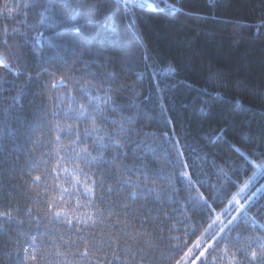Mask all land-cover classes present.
Masks as SVG:
<instances>
[{
	"label": "trees",
	"instance_id": "obj_1",
	"mask_svg": "<svg viewBox=\"0 0 264 264\" xmlns=\"http://www.w3.org/2000/svg\"><path fill=\"white\" fill-rule=\"evenodd\" d=\"M148 1L156 7L133 6L132 11L127 12L123 6L117 7L114 0H69L67 5L55 0L58 11L45 24L41 22L40 13L47 6V0H38L37 6L29 8L23 5L32 0H7L8 7H19V12H13L11 17L0 14V54L8 57L12 68L24 69L34 79L29 81L26 75L16 77L9 70L0 69V78L7 80L0 84V88L6 90L0 91V212L23 221L9 223L0 218L6 228L0 231V264H20L24 257L22 250L31 243L30 237L38 234L43 241L37 240V260L24 259V264H62L55 256L50 236L56 234L52 229L63 232L64 226L49 224L47 216L37 217L36 213L49 207L43 201L45 186L50 190L48 200L55 203L60 195L57 185L70 188L71 176H65L59 168L55 171L60 173V180L48 175L56 165L52 149L59 147L55 131L48 133V145L32 151L28 138L37 120L59 121L62 127L79 124L83 137L90 121L71 119L67 115L69 109L78 112L80 105H84L88 113H93L96 104H100L105 117L131 116V124L126 122V126L133 131L126 134L127 139L137 143L146 141L156 149V155L144 153V162L151 169L165 167L174 175L176 154L165 142L164 134L172 138L173 144L179 142L196 185L192 194L199 189L215 211L194 210L189 204L185 216L177 203L167 200L164 204L152 199L127 201L138 209L141 204L152 208V215L158 217L143 228L135 218L129 217L137 229H146L150 234L143 238L151 240L153 245L145 247L149 255L144 257V264H176L189 249L192 255L187 258V264H191L208 240L205 229L215 214L229 208L227 202L233 193L257 172L246 157L257 164L264 163V0H167L168 4L176 6V11L166 8L164 0ZM78 2L83 7L76 12ZM93 3L99 7L90 11L88 5ZM3 4L4 0H0V10ZM73 15L81 26L80 33L71 31ZM5 29L8 32L6 43ZM13 29L18 32L13 34ZM40 32L50 37L51 43L61 46L55 48L48 41L37 42ZM33 47L38 56L33 55ZM18 51L23 52L19 59L10 55ZM58 53L62 54V59ZM37 73L38 79L35 78ZM109 73L114 75L109 76ZM60 76L65 77V84L57 83ZM89 82L114 89L109 93L112 99L108 105L103 102L102 90L89 89L90 95L82 91ZM52 84L56 87H51ZM17 96L15 106L5 113L2 109ZM90 96L100 99L91 100ZM109 105L116 106V111H111ZM52 108L56 109V116L51 114ZM96 124L105 131L118 130L117 125L106 118L97 117ZM92 139L89 137L84 142L90 151ZM61 141L69 142L63 134ZM110 152L105 151L109 158ZM33 162L37 165L35 168ZM127 162H134L132 153ZM64 166L73 167L70 162ZM36 175H40L44 183L29 188ZM166 183L157 179L161 187ZM262 184L264 177L258 178L250 191L241 193V203ZM175 188V194L169 189L167 195L177 202H187L188 190L182 177L176 179ZM37 192L41 193L39 203ZM79 198L83 202V197ZM65 200L68 203L62 206L71 212L74 204L67 195ZM28 208L33 209L31 217L26 214ZM86 211L79 209L80 213ZM233 215H236L234 211L228 218ZM35 219H39V224ZM45 227L50 229L49 235H45ZM72 238H76L75 233ZM257 238L264 241V197L247 207V214L232 226L227 238L214 250H209L207 260L202 257L196 264H230V258L237 264H251L248 254L252 251L259 254L260 248L249 246V241ZM68 239L65 235L64 240ZM77 247L83 250L81 244L60 247L59 251L73 253ZM89 251L91 255L87 259L68 255L67 261L70 264H116L106 247Z\"/></svg>",
	"mask_w": 264,
	"mask_h": 264
},
{
	"label": "snow or ice",
	"instance_id": "obj_2",
	"mask_svg": "<svg viewBox=\"0 0 264 264\" xmlns=\"http://www.w3.org/2000/svg\"><path fill=\"white\" fill-rule=\"evenodd\" d=\"M62 3L68 4L69 0H61ZM117 7L123 6L127 12H131L133 6L144 8H155L154 4L148 3V0H114ZM165 7L176 11V6L168 4L167 0H164ZM38 4V0H32L31 3L26 2L23 7H35ZM83 7L81 3L75 5V11L79 12ZM99 7L98 4L93 3L88 5L90 11H95ZM58 9L55 6V0H47V6L43 12L40 13L41 22L47 24L49 20H52ZM63 12L64 9H59ZM13 12H19V7H8L7 0H4L3 9L0 10V14L6 13L8 17L12 16ZM26 15V14H25ZM76 16L71 17L72 28L71 31L75 33L81 32V26L76 23ZM264 23V22H262ZM48 27H54V24H48ZM112 31L115 28L112 27ZM13 34L18 32V29L12 30ZM56 35H59L58 33ZM5 43L7 42L8 32L4 31ZM37 42L48 41L50 46L59 48L61 45L51 43V38L46 36L45 33H37ZM10 55L19 59L23 56V52H12ZM33 55H39L36 48L33 47ZM62 59V54L58 53ZM147 58V57H146ZM12 62L7 56L0 54V69L9 70L16 77L20 75H26L27 79L31 81L34 79L31 73L25 72L21 68H12ZM44 71H47L45 69ZM174 71V70H173ZM49 75H54L49 73ZM114 74L109 73V76ZM35 78H39L37 73ZM7 83L6 79L0 78V84ZM57 83L65 84L66 79L64 76H60ZM51 87H56V84H52ZM157 88L159 85L157 84ZM89 89L104 93V104L108 105V102L112 99L109 95L114 89L104 88L103 85L97 87L95 83L89 82L84 85L82 91L89 94ZM0 91H6L0 88ZM19 97L13 98V103L8 105L2 110L8 113L15 106ZM91 100H99V97H91ZM111 111H116V106L109 105ZM53 116L57 115L56 109H50ZM203 111V109H202ZM87 113V115H86ZM94 113V114H93ZM93 113H88V110L84 105H80V111H74L69 109L68 116L75 121L85 119L90 121V127H87L83 131V137L81 136L79 124H64L63 127L59 121L53 122L47 119L37 120L31 127V135L28 138L29 143L32 144V151L35 152L37 148L49 144L48 133L55 131V141L59 147H55L52 151L55 153L53 157L56 160V165L52 172L48 175H54L56 180H60V173L55 171V168H59L65 176H71L70 188H64L63 184L57 185L60 195L57 197L56 202L53 203L48 200L49 188L45 186L43 201L49 204L48 209L38 210L36 215L47 216L49 224L59 223L64 226V231L52 229L56 234L50 236L53 242V247L56 249L55 256L59 258L62 264H70L67 261L68 255L80 256L87 259L91 252L89 249L107 248L110 250L113 260L116 264H144V257L149 255L145 252V247H153L151 240H145L144 237L150 235L146 229L139 230L135 227L133 220L129 217L135 218V220L141 225V228L145 224L150 223L154 217L152 215V208H144L141 204L139 209L134 207L127 201H148L150 199L164 204L165 200L177 203V207L181 209L184 215H187V207L190 204L194 210L198 211H210L214 212L212 205L209 203L208 197L199 189H196L195 195L192 194V189L196 188L195 182L191 179V173L188 170L189 164L183 154V149L179 147V142L172 143V138L165 135V142L168 143L175 151L176 159L173 161L174 167L177 169L174 175L165 167L157 169H151L147 163H145L144 153L151 152L153 156L156 155V149L151 145H148L146 141L139 140L137 143L131 139H127L126 134L133 131V129L126 126L131 124V116H123L120 119L114 117H105L104 108L100 104H96L93 108ZM97 117L101 119H107L109 122L117 125L118 130L105 131L103 127L97 126ZM47 129V131H45ZM103 133V134H101ZM61 134L68 138V144H64L61 141ZM139 135V134H137ZM145 135H155L154 133H145ZM34 137V139H33ZM93 138L91 143V149L85 145V141ZM120 137V138H117ZM50 146V145H49ZM111 150L110 158L105 155V151ZM64 155H60L61 152ZM93 152L96 154L93 155ZM129 153H132L133 163L129 164ZM165 156L168 152L164 153ZM248 163L252 164L257 172H254L245 183L238 188L236 193H233L232 198L228 200L229 208L221 209L219 213L215 214V218L212 219L208 228L205 229V233H208V240L204 243V247L200 251L199 255L192 260L191 264H196L201 258L207 260L209 250L215 249V246L227 238V233L232 230V226L237 223L242 217L247 214V207L253 206L257 200L264 197V184L257 187L255 191L251 192V195H246L243 203H241L239 197L241 193H246V190L251 189L255 185L257 179L264 177V163L257 164L250 158ZM72 163L73 167H65V163ZM81 162L83 167H81ZM45 165L47 161H42ZM34 168L37 166L35 162L32 165ZM192 167H195L193 164ZM131 173V175H129ZM182 177L183 183L188 190L187 202L175 201L173 196L167 195V191L171 189L175 194L177 189L175 188L176 179ZM157 179L161 181H167L164 187L157 184ZM40 175H36L32 179V183L28 185L29 188H37L43 184ZM217 190V194H218ZM65 195L72 201L74 207L69 212L65 207L68 201L65 200ZM116 196L117 199H112ZM79 197H83V202ZM37 203L41 202V193H36ZM247 206V207H246ZM85 208L86 212L80 213L79 209ZM119 208L120 211L116 209ZM143 209V212L140 211ZM159 211V210H158ZM235 212L236 215L228 218L231 212ZM33 209L28 208L26 214L32 216ZM167 216V213L164 214ZM222 216L224 217L222 219ZM0 218L9 223L15 220L16 223H23V221L16 220L10 213L0 212ZM255 221L254 217H250ZM75 221V223H73ZM35 222L39 224V219H35ZM160 223H163L161 221ZM158 226V225H157ZM5 225L0 223V231H5ZM90 230V231H89ZM39 231V230H38ZM50 229L45 227V235H49ZM75 233V239L72 238V234ZM69 237L68 240H64V236ZM59 238V239H58ZM31 243L28 247L22 251L24 257L20 260V264H24V259L36 262L37 260V240L43 241V237L33 235L30 237ZM83 245V250L80 247L76 248L73 253H66L59 251L60 247L71 248L75 245ZM256 245L260 248V253L252 251L248 255L250 256L251 264H264V241L259 238L256 240H250L249 246ZM199 242L197 247H199ZM117 252L123 253L122 256L117 255ZM51 255V253H49ZM192 250L189 249L185 256L181 260L176 261V264H187V258L191 257ZM230 264H237L235 260L230 258Z\"/></svg>",
	"mask_w": 264,
	"mask_h": 264
},
{
	"label": "built area",
	"instance_id": "obj_3",
	"mask_svg": "<svg viewBox=\"0 0 264 264\" xmlns=\"http://www.w3.org/2000/svg\"><path fill=\"white\" fill-rule=\"evenodd\" d=\"M148 3H150V2L148 1ZM150 4H151V3H150ZM144 8H149V7L145 6Z\"/></svg>",
	"mask_w": 264,
	"mask_h": 264
}]
</instances>
